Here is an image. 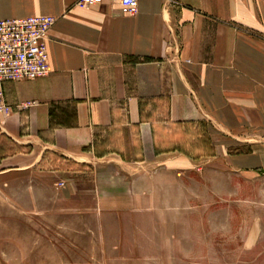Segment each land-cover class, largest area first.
Segmentation results:
<instances>
[{
    "label": "crops",
    "instance_id": "obj_1",
    "mask_svg": "<svg viewBox=\"0 0 264 264\" xmlns=\"http://www.w3.org/2000/svg\"><path fill=\"white\" fill-rule=\"evenodd\" d=\"M30 17L55 19L49 73L2 85L0 191L71 197L58 158L264 183V0H0V20Z\"/></svg>",
    "mask_w": 264,
    "mask_h": 264
},
{
    "label": "rangeland",
    "instance_id": "obj_2",
    "mask_svg": "<svg viewBox=\"0 0 264 264\" xmlns=\"http://www.w3.org/2000/svg\"><path fill=\"white\" fill-rule=\"evenodd\" d=\"M58 160L71 197L32 182L0 191V264H264L263 182Z\"/></svg>",
    "mask_w": 264,
    "mask_h": 264
},
{
    "label": "built area",
    "instance_id": "obj_3",
    "mask_svg": "<svg viewBox=\"0 0 264 264\" xmlns=\"http://www.w3.org/2000/svg\"><path fill=\"white\" fill-rule=\"evenodd\" d=\"M104 1L79 0V3L91 7ZM107 1H117L121 11L128 15L137 11V0ZM54 22L53 17L0 20V113L9 112L3 103V83L32 81L48 75V32Z\"/></svg>",
    "mask_w": 264,
    "mask_h": 264
}]
</instances>
